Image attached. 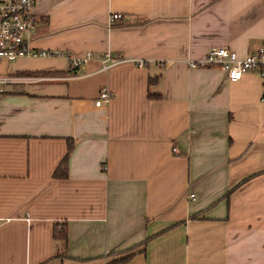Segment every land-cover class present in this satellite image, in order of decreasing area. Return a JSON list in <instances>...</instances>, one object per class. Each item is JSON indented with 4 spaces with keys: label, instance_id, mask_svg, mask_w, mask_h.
Instances as JSON below:
<instances>
[{
    "label": "crops",
    "instance_id": "0c3cea01",
    "mask_svg": "<svg viewBox=\"0 0 264 264\" xmlns=\"http://www.w3.org/2000/svg\"><path fill=\"white\" fill-rule=\"evenodd\" d=\"M32 12L29 46L62 55L0 71L16 79L0 91V264H264L262 81L188 66L211 47L254 51L264 0ZM105 52L120 61L99 71ZM100 87L111 97L95 106Z\"/></svg>",
    "mask_w": 264,
    "mask_h": 264
},
{
    "label": "built area",
    "instance_id": "2783aa9c",
    "mask_svg": "<svg viewBox=\"0 0 264 264\" xmlns=\"http://www.w3.org/2000/svg\"><path fill=\"white\" fill-rule=\"evenodd\" d=\"M35 0H0V63H11L19 58H45L62 55L56 50L33 49L28 44V35L32 32L35 24L32 8ZM117 13L109 15V23L118 19ZM92 57L86 52L81 57H68V65L77 68ZM120 61L112 57L108 52L99 57V71H106L110 66ZM137 66L141 63L137 62ZM188 66L196 67H218L230 81L238 80L245 72H255L262 81L260 99L264 101V40L252 52L243 57H238L233 51L226 47L209 48L203 59L189 61ZM15 77L0 75V91L2 86L12 84ZM111 97L106 87H100L94 101L95 106L105 105ZM192 197V195H189Z\"/></svg>",
    "mask_w": 264,
    "mask_h": 264
},
{
    "label": "trees",
    "instance_id": "16d2710c",
    "mask_svg": "<svg viewBox=\"0 0 264 264\" xmlns=\"http://www.w3.org/2000/svg\"><path fill=\"white\" fill-rule=\"evenodd\" d=\"M150 81V80H149ZM70 145H68L67 150L69 149ZM66 154L62 157L61 161L59 162V165L57 168L53 171L52 176L54 178H64L66 175ZM63 232H61V237H63ZM59 234V233H58Z\"/></svg>",
    "mask_w": 264,
    "mask_h": 264
},
{
    "label": "rangeland",
    "instance_id": "374dc122",
    "mask_svg": "<svg viewBox=\"0 0 264 264\" xmlns=\"http://www.w3.org/2000/svg\"><path fill=\"white\" fill-rule=\"evenodd\" d=\"M11 65V63H0V71H7Z\"/></svg>",
    "mask_w": 264,
    "mask_h": 264
}]
</instances>
